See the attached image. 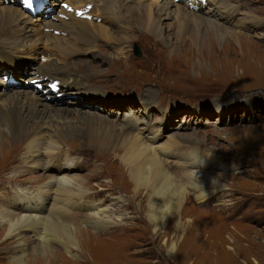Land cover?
I'll return each instance as SVG.
<instances>
[{"label": "rangeland", "instance_id": "374dc122", "mask_svg": "<svg viewBox=\"0 0 264 264\" xmlns=\"http://www.w3.org/2000/svg\"><path fill=\"white\" fill-rule=\"evenodd\" d=\"M19 1L21 4L0 0V13L8 8L21 10L19 6L24 3ZM37 1L41 9L34 14L25 9L30 17L26 23L35 32L50 31L66 8L59 0H34ZM64 1L69 4L71 0ZM118 1L128 4L125 0ZM153 1L165 6L168 0ZM231 1L233 8L228 10L211 6L210 0L200 3L201 15L230 29L216 23L215 28L201 25L196 30L191 22L200 21V16L191 12L195 19L187 17L191 22L181 38H176L172 30L163 35L162 42L134 27L135 38L128 44L92 42L82 54L67 60L73 62L68 68L57 64L59 72L69 70L74 75L78 91L51 98L47 107H36L33 101L45 88L42 82L35 84L32 99L24 97L28 88L21 89V79L26 87L24 78L29 77L28 71L42 69L46 59L8 53L3 49L8 47L7 40L0 36V60L14 67L21 64L25 69H18L20 78L13 76L17 83L9 84L6 77L11 78L10 70L4 65L0 92H10L4 99L12 100L20 92L17 97L25 100L27 112L36 111L38 116L45 117V122L49 120L64 131L59 150L44 168L45 175L65 174L60 171L64 154L79 167L72 169L69 176L81 180L85 194L82 199H72L73 204L67 206L71 213L66 215L74 221L79 252L72 251L77 255L74 261L65 253L63 264H264V0ZM174 5L198 9L188 0H175ZM138 15L135 13V18ZM228 32L243 36L234 41ZM135 48L140 50L138 56ZM35 49L42 47L37 44ZM53 53L57 55L56 51ZM93 72L100 73L95 80L88 78ZM9 88L17 91L11 93L14 90ZM53 91L57 94L59 86ZM86 98L88 104L83 105L81 102H86ZM105 129L117 137L118 148L110 150V146L104 147L91 137L92 131L101 133ZM143 145L153 147L156 153L171 146L169 154L160 157L165 161L168 175L175 177L187 194L176 199L178 204L173 205L155 237L145 216L144 192L131 198L133 187L124 171L134 164L133 155ZM4 150L0 155V206L14 211L22 205L18 195L33 197L14 191L16 186L33 188L31 176L43 173L41 168L29 170L33 175L17 171L24 150L17 143ZM192 150L214 157V164L206 171L215 176L222 188L203 203L196 201L192 188L179 177L187 167L181 165L187 159L184 156ZM38 157L43 158V151ZM52 197L50 194L48 198ZM51 199L45 203V213L51 207H60L53 205ZM99 210L104 212L99 213L102 223L109 217L112 220L110 227H96L87 216ZM188 219L192 220L191 225L186 223ZM178 222L181 230L176 228ZM24 235L32 236L29 232ZM172 236L183 239L178 251L169 256L161 241L168 238L171 242ZM13 242L14 239L0 235V264H9ZM51 246L62 253L56 243Z\"/></svg>", "mask_w": 264, "mask_h": 264}, {"label": "bare ground", "instance_id": "6f19581e", "mask_svg": "<svg viewBox=\"0 0 264 264\" xmlns=\"http://www.w3.org/2000/svg\"><path fill=\"white\" fill-rule=\"evenodd\" d=\"M13 1L21 4L19 0ZM195 1L197 0H189L190 4L198 6L197 10H194L193 7L190 9L182 7L185 9L183 10L174 5L175 0H168L165 6L153 0H125L128 4H124V2L120 4L118 0H71L67 5L72 10L66 9V12H61L60 15L65 14L58 18V23L55 24L56 26H51L50 31L46 30L42 32L38 30L35 32L26 23L27 18L30 21V17L25 9L32 14L39 11L41 6L40 1H37L33 3L31 9L24 5L22 7L19 6L21 10L17 8L2 10L0 13V36L4 35L5 40H7L8 47L3 46V49L8 53L24 56H43L46 59L47 63L42 69H35L34 72L28 71L29 77L24 78L27 83L26 87H24L21 79V89L22 87L28 88L24 92L25 99H32L31 94L36 89L34 88L35 84L42 82L41 84L45 88L38 97H33V101L36 107L46 106L51 98L58 97V95L60 96L62 94L70 96L71 91H78V88H76L77 79L73 77L74 75L70 74L69 70L59 72L57 64L61 63L68 68L73 62L71 61L69 63L67 60H72L73 57L82 54L85 48L92 42L100 40L102 42L100 44L105 43L106 45H110V43H116L119 46L128 44L135 38L132 31L134 27L140 29L143 33H149L150 36L152 35L158 41L162 42L163 35L172 30L175 31L173 35L176 38H181L186 34L187 23L191 22L187 20V17L195 19L192 13L200 16V21L195 20L191 22L193 26L195 25L196 30L201 25L206 28H215L216 23L230 29L226 24L217 22L211 17L201 15L202 6L200 2L204 0H198L197 2L199 3L197 4H195ZM59 2L62 3V6L66 3L64 0H59ZM210 2L213 7L219 6L225 8V10L226 8L227 10L228 8H233L231 6V4L233 5L231 0H210ZM136 9H138L137 12ZM77 12H83L84 16H78L76 14ZM135 13L139 14V18H135ZM82 17L84 18L82 19ZM88 17H91V19ZM115 31H118L117 35L114 34ZM227 35L234 41H239L241 39L239 36H243L237 32H228ZM192 36L190 35V38ZM187 41L185 40V43ZM37 44H40L42 49L36 50ZM112 46L115 47L114 45ZM14 48L20 49V51L15 52L11 50ZM53 51H56L57 55L52 54ZM51 54L55 58H52ZM4 65L9 67L11 77L18 75L20 78L21 74H18V69L21 68V71L25 70L22 67L23 65L19 68L14 67V65L9 66L1 61L0 73L6 70ZM80 66H74V68H79ZM82 68L85 69V67ZM99 74L94 75L93 72L88 78L93 77L95 80L98 78L95 76ZM2 82L3 80H0V83ZM100 83L103 84V82ZM53 84L59 86L57 94L53 91ZM9 91L13 93L17 90L15 88H9ZM147 91L149 90L147 89ZM9 93L7 91L0 92V126L2 125V128L0 127V155L4 153L6 147L8 148L12 144L17 143V147L24 148L20 159L22 165L17 166V171H22L25 175H33L29 173V170L41 168L43 173L37 177L31 176L33 180L31 182L34 183L33 188L22 187V184H18L15 189L13 188L14 191L18 190V193L31 194L33 196L32 198H27L25 195L17 196L20 201L19 203L22 205L15 207L16 210H12L20 211L22 215L20 213L16 214L14 211H8L6 207L0 206V235L1 237L4 236L7 240L14 239V246L12 247L11 255L9 254L8 257L9 264H63L65 253L70 260L74 261L73 258L77 255L74 256L72 251L76 250L79 252V246L75 235L74 221L68 220L66 215L71 213L68 211L67 206L73 204L72 199L75 197L82 199L85 194V189L80 184L81 180L69 176V173L79 167L74 165L68 157L69 155L64 154L62 156V167H60L62 170L60 171H65V174L62 177L45 175L44 168L52 161L51 157L55 154V151L59 150L60 147L58 145L59 142L63 141L62 133L64 131L51 125L49 120L47 121L48 123L45 122V117L38 116L36 111L27 112L24 108L25 100L17 97L20 92L15 94L14 99L6 101L4 98ZM73 98L74 100L76 99L75 97ZM57 99L59 100V98ZM87 99L89 98H86V102L81 103L83 105L88 104L87 101L89 100ZM90 99L95 101L91 97ZM99 100H102V98H99ZM121 103L117 102L115 104ZM51 111L56 112L53 109ZM61 125H63V122H61ZM30 129H33V131ZM110 131V129H105L101 133L92 131L91 137L96 139L104 147L110 146L109 149L111 147L116 149L119 147V143L114 134L110 135L112 132ZM170 147L163 148L156 153L153 147L151 149L146 148L144 145L143 147L138 146V150H136L137 152L131 160L134 162L136 159V161L124 170L133 187V195L131 198L134 199L138 194L144 192L143 205L147 209L145 216L155 218L152 223H148L157 229L165 223L164 220L169 211L174 209L173 205L175 203L178 204L175 202L176 199L178 197L183 199V195H187L175 177L172 178L168 175L169 172L166 170L165 161L160 157L161 155L169 154L168 152L171 151ZM42 151L43 158L41 159L38 156ZM184 158L187 159L183 160L181 165L187 167H185V172L179 174V177L182 176L181 179L187 181L186 183L192 188L193 193L196 195V201L203 203L210 197L215 196L214 193L221 188V185L216 181L215 176L206 171V168H210L214 164V157L202 151L192 150ZM175 176L178 177V172H175ZM50 194L54 198H48ZM49 199H51L53 205H60V207H51L45 213L46 207L44 206ZM139 207L142 209L141 205ZM43 208L45 211H43ZM99 213L104 212L99 210L95 213L87 214V216L93 219L92 223L96 227H110L112 223V220L109 219L110 217L107 218L109 221L104 220L102 223L99 218ZM176 228L178 230L182 229L180 222ZM28 232L32 234V238L24 235ZM33 238L36 242L32 241ZM53 243H56L63 250L62 253H59L57 248L51 246ZM27 250L29 252L25 253ZM52 260H55V263H52Z\"/></svg>", "mask_w": 264, "mask_h": 264}, {"label": "clouds", "instance_id": "9594fccd", "mask_svg": "<svg viewBox=\"0 0 264 264\" xmlns=\"http://www.w3.org/2000/svg\"><path fill=\"white\" fill-rule=\"evenodd\" d=\"M146 218L148 219L149 223H152L154 221V219H155L154 217H148V216ZM186 223L188 225H191L192 220L188 219ZM178 225H179V222H178ZM158 231L159 230L157 228H153L152 229L153 237H155L157 235ZM182 239H183V237L181 236L180 240H177V239L173 238V239H171V242H169V239L165 238L163 241H161V243H162V245L164 247L165 254L166 255L175 254L178 251V249H179V244L182 241Z\"/></svg>", "mask_w": 264, "mask_h": 264}, {"label": "snow or ice", "instance_id": "6c2138e0", "mask_svg": "<svg viewBox=\"0 0 264 264\" xmlns=\"http://www.w3.org/2000/svg\"><path fill=\"white\" fill-rule=\"evenodd\" d=\"M23 3L25 5V7L31 9V7L33 6V3H34V0H23ZM64 7L68 10H72L69 5L65 4ZM78 16H84V13L83 12H77L76 13ZM89 19H91V17H88ZM53 88H57V85L56 84H53L52 85Z\"/></svg>", "mask_w": 264, "mask_h": 264}]
</instances>
